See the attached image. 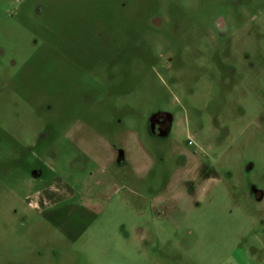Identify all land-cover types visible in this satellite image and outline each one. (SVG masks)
Here are the masks:
<instances>
[{"label": "rangeland", "instance_id": "rangeland-1", "mask_svg": "<svg viewBox=\"0 0 264 264\" xmlns=\"http://www.w3.org/2000/svg\"><path fill=\"white\" fill-rule=\"evenodd\" d=\"M0 264H264V0H0Z\"/></svg>", "mask_w": 264, "mask_h": 264}, {"label": "crops", "instance_id": "crops-1", "mask_svg": "<svg viewBox=\"0 0 264 264\" xmlns=\"http://www.w3.org/2000/svg\"><path fill=\"white\" fill-rule=\"evenodd\" d=\"M64 144L70 147V152H67L66 147H62ZM76 148L77 146L73 144L70 138L60 134L59 137L53 140L50 146L46 147L43 151V156L40 161L45 170L35 169L31 177H28V180L33 182V180L42 179L46 173L45 171L51 172L52 175L47 182L48 185L38 192L29 194L23 201L27 207L35 210L37 213L47 214V217L58 227L63 226L67 228V225L69 226L74 223V221H85L89 218L88 212L93 211L92 207L89 205V200L91 197L94 198V196L89 195V192L86 193L84 202L80 201V203L72 204L74 200V180H77L78 173L82 170L85 161H90L88 158L86 160L85 156L81 154L80 163L74 165L73 152L79 151L78 148ZM62 151H64V153ZM68 154H71L72 157H68ZM76 159L78 160V155ZM118 160L115 162L117 163ZM101 172L107 174V172H109V165H103ZM105 174L104 176H106ZM66 203L69 204L62 205ZM58 205L60 207H57ZM96 212H98L97 210H95V214H99L102 211L99 213ZM81 230H84V228L81 227Z\"/></svg>", "mask_w": 264, "mask_h": 264}, {"label": "built area", "instance_id": "built-area-1", "mask_svg": "<svg viewBox=\"0 0 264 264\" xmlns=\"http://www.w3.org/2000/svg\"><path fill=\"white\" fill-rule=\"evenodd\" d=\"M190 143H192V141H190Z\"/></svg>", "mask_w": 264, "mask_h": 264}]
</instances>
